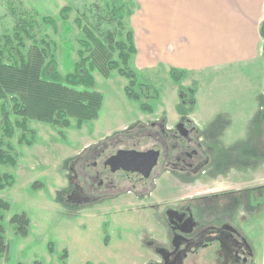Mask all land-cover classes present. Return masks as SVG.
Returning <instances> with one entry per match:
<instances>
[{
    "label": "rangeland",
    "instance_id": "rangeland-1",
    "mask_svg": "<svg viewBox=\"0 0 264 264\" xmlns=\"http://www.w3.org/2000/svg\"><path fill=\"white\" fill-rule=\"evenodd\" d=\"M123 4V27H119L117 20L109 24L95 19L97 13L108 19L109 0H0L1 59L12 63L17 60L16 52L27 55L36 46L47 49L62 75L72 72L74 64L80 61L78 51L84 50L80 40L89 39L84 28L97 35L91 26L98 22L101 29L113 33L116 41L124 40L126 33L132 30L130 18L136 9L135 3L123 0ZM63 7L68 8L66 19L61 18L59 13ZM46 18L51 19L53 24ZM261 34L264 37V24ZM112 58L119 68L123 67L117 52ZM257 63L260 64L255 65L254 70L243 65L236 68L228 66L219 71L204 69L198 75L186 74L176 82L165 67L143 68L132 55L126 70L135 72V85L130 87L134 94H138V99L126 94L124 89L129 86L127 77L120 75L117 69L105 68L104 73L96 65L92 72L94 89L102 95L97 118L77 127L76 116L72 115L68 128H60L32 118L33 114L42 115L39 109L33 107L27 111L30 119L27 125L34 131L33 137L26 135L31 142L29 144L20 143V128L13 127L10 137L4 135V112L11 122L18 117L11 112V95L5 100L0 98V107L3 108L0 110L1 148L5 152L9 150L8 154L14 159L13 166L0 165V173H8L13 178L12 185L0 190V198L10 205L9 210L3 213L2 224L8 250L1 263L140 264L147 258L161 263V259L154 256L151 242L164 246L169 241L161 214L164 203L180 194L199 193L204 189L199 187V181L194 183L192 188L195 189L187 190L179 181H173L167 172L157 173L154 175L156 189L149 198H131L126 193L111 202L88 201L70 205L64 198L65 193L61 196L60 192L68 188L71 159L89 146L125 137L121 134L125 130L136 129L137 123L146 124L160 114L169 117L167 126L170 127L176 116H182V113L189 116L186 109L195 103V108L217 111L215 118L201 126L200 130L204 136L216 137L209 138V144L226 151V162H233L234 169L251 170L244 173L243 180H246V176L250 177L252 170L259 169L264 162V110L260 109L264 106V58ZM139 83L151 87L157 96L146 97V91L140 88ZM251 84L257 86L255 92L250 89ZM191 86H195L194 98L193 94L192 98L186 95L187 104L181 106L178 99L184 93L178 90ZM85 88L78 86L77 89ZM249 99H254L253 108ZM141 104L149 105L150 111L143 110ZM243 104L249 105L248 113L253 110L254 116L242 123L236 119V114ZM182 107V112H179ZM172 111H175L173 117L168 115ZM248 113L246 115L250 116ZM241 134L243 136L235 141L233 136ZM120 146L129 147L130 144L121 142ZM149 146L145 143L140 147ZM240 148L250 152V161L244 155L243 160L234 161L236 158L231 151ZM249 209L243 212L240 209L234 224L251 249H256L261 241L264 198L261 204H250ZM21 213L29 219L25 236L17 233L15 226L9 222L11 216ZM217 249V244L197 249L198 253H190L175 264H225ZM231 264L237 263L232 261Z\"/></svg>",
    "mask_w": 264,
    "mask_h": 264
},
{
    "label": "flooded vegetation",
    "instance_id": "flooded-vegetation-1",
    "mask_svg": "<svg viewBox=\"0 0 264 264\" xmlns=\"http://www.w3.org/2000/svg\"><path fill=\"white\" fill-rule=\"evenodd\" d=\"M137 125L136 129L122 132L125 137L107 139L76 153L68 167V188L60 192L61 196L65 193L64 198L70 205L88 201L111 202L126 193L131 198L141 199L151 197L150 194L156 189L154 175L157 173L167 172L173 180L181 183L202 182V179L217 182L213 180L223 176L225 185L217 182L192 196L176 197L186 199L164 203L161 214L167 226L169 241L164 244L160 242L164 246L151 242V249L161 259V263L148 258L145 264H175L182 257L197 252V249L208 248L213 244H217L216 251L224 258L225 264H231L232 261L250 264L251 247L235 228L234 222L240 209L242 212L249 211L250 204H261L264 185L256 189L246 185L237 193L231 181L227 180L235 171L233 162H226L227 155L222 154V149L209 144V138L214 137L201 138L187 116H179L170 127L167 126V118L162 115L146 124L139 122ZM121 142H129L130 146H120ZM145 143L151 146L140 147ZM119 150H151L153 156L157 152L156 164L148 178L134 181L106 171L105 161ZM152 155L148 154L149 158ZM250 156L245 159L250 161Z\"/></svg>",
    "mask_w": 264,
    "mask_h": 264
},
{
    "label": "crops",
    "instance_id": "crops-1",
    "mask_svg": "<svg viewBox=\"0 0 264 264\" xmlns=\"http://www.w3.org/2000/svg\"><path fill=\"white\" fill-rule=\"evenodd\" d=\"M133 1L136 7L130 18L135 48L133 57L143 68L162 66L168 72L174 69L178 72L198 75L204 69L211 68L219 71L228 66L236 68L239 65L248 66L254 70L255 65L260 64L257 62H261L264 58V37L261 34V27L264 24V0ZM194 87H189L191 95L195 91H193ZM249 87L254 92L257 90V86L252 84ZM249 101H251L249 104H252L250 107L253 108L254 99ZM248 107L247 104L238 107L236 119L239 122L243 123L254 116L253 110L248 113ZM260 109L264 110V106ZM182 110L183 107L179 109V112ZM186 111L189 112L187 117L199 131L200 137L208 136H204L200 129L205 123L215 118L217 111L203 107L195 108V103L192 107L188 106ZM174 114L175 111H172L168 115L173 117ZM178 117L176 116L174 120ZM166 118L169 119V117ZM242 136V134L235 135L233 138L237 141ZM240 150L231 151L232 156L236 158L235 162L243 160V155L244 157L250 155L248 150L242 148ZM222 154L228 153L222 150ZM257 164L260 166L259 163ZM235 169V173L229 175L227 180L231 181V186L238 191L237 193L246 186V181L248 186L255 189L264 185V162L262 167L252 170L250 177L246 176V180H243L244 173L251 170ZM223 179L222 176L213 181L217 180L218 183L225 185ZM217 182L202 179V182L198 183L199 187L206 189L207 186L218 184ZM194 183L196 182H183L181 186L187 190H193ZM194 194L197 193L190 192L178 196ZM178 199L186 198H173L172 201ZM261 225V241L256 249H251L250 264H264V213ZM154 256L158 257L156 253ZM146 261L140 264H145Z\"/></svg>",
    "mask_w": 264,
    "mask_h": 264
},
{
    "label": "trees",
    "instance_id": "trees-1",
    "mask_svg": "<svg viewBox=\"0 0 264 264\" xmlns=\"http://www.w3.org/2000/svg\"><path fill=\"white\" fill-rule=\"evenodd\" d=\"M111 4L108 10L107 17L95 14V19L104 23H109L117 20L119 27H123L121 23L123 0H109ZM67 7L60 10V16L66 19ZM96 13V12H95ZM48 22L53 24L51 19L46 18ZM80 24V21H76ZM97 31V35L93 34L86 28L85 33L88 40H80L84 46V50H79L78 54L80 61L74 64L72 72L62 75L57 70V64L54 58L50 57L46 48L33 47L23 55L17 53V60L12 63H5L0 56V98L6 99L10 96L12 103L11 112L18 117L13 122L4 112V135L10 137L13 132V127L20 128L22 134L20 143H31L26 139V135L34 136V131L30 130L27 123L30 120L27 114L28 109L36 107L42 115H31L32 118L40 119V121L49 123L52 126L60 128H68L72 115L76 116V126L80 127L84 122L93 120L98 116V110L102 103V95L94 89V78L92 72L97 65L102 72L106 73L107 69H117L119 74L129 79V86L125 87L126 94L129 97L138 99V94H134L131 90V85H135L134 70H126L128 61L134 54L135 48L133 44L132 32L126 33L124 40L116 41L113 33L108 29H101L100 23L91 26ZM85 52L88 54L84 55ZM117 52V57L123 67L119 68L118 63L113 60V55ZM125 66V67H124ZM102 67V68H101ZM169 74L176 82L180 81L185 75V72H178L171 69ZM78 86H85L83 90H78ZM142 90L145 89L146 97L157 96V93L151 90L146 84L139 83ZM179 93L183 91L184 95H179L180 105L187 104L186 95H191L189 88H179ZM186 93V94H185ZM143 110L150 111V106L141 104ZM0 110H3L0 107ZM73 117V116H72ZM0 141V165H14V159L1 148ZM13 184V178L8 173H0V190L5 186ZM9 203L0 198V260L6 258L8 246L4 236V226L2 224L3 213L9 210ZM9 222L15 226L16 232L25 236L27 235L29 219L25 213L15 214L11 216ZM64 257V256H63ZM0 264L1 261H0ZM22 264V263H16ZM32 264H46L39 261H34Z\"/></svg>",
    "mask_w": 264,
    "mask_h": 264
},
{
    "label": "water",
    "instance_id": "water-1",
    "mask_svg": "<svg viewBox=\"0 0 264 264\" xmlns=\"http://www.w3.org/2000/svg\"><path fill=\"white\" fill-rule=\"evenodd\" d=\"M152 151L139 152L135 150H119L104 163L106 171L140 181L148 178L152 168L156 164V156ZM148 154L152 155L149 158ZM148 157V158H147Z\"/></svg>",
    "mask_w": 264,
    "mask_h": 264
}]
</instances>
